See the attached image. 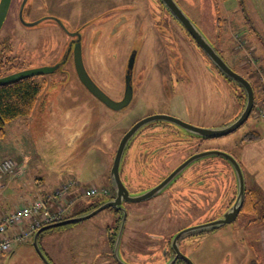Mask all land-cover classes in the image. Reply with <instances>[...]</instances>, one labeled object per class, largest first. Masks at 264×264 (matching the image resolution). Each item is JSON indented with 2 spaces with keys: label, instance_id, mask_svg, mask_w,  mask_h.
<instances>
[{
  "label": "rangeland",
  "instance_id": "1",
  "mask_svg": "<svg viewBox=\"0 0 264 264\" xmlns=\"http://www.w3.org/2000/svg\"><path fill=\"white\" fill-rule=\"evenodd\" d=\"M64 1H66L64 4H54V0H43L41 3L45 8L52 7L64 15H69L70 10L81 8V5H87L88 7V2L85 0ZM113 1H118V4L123 3L118 8L119 10L124 9L123 12L126 17H133L136 14L138 25L132 29L128 26L129 24H126L117 36L109 39L108 42H103L101 39L97 49L102 47L103 50H109L110 47L112 51V48L115 47L113 48L114 51H122L123 47L126 46V41L133 42L136 49L140 47L142 52L140 61L142 62H140V69L137 72L141 74L142 80L138 81L137 86H134V92L139 87L136 102H132L123 109L109 111L102 105L98 106L96 100H91L87 95H81L83 88L80 86H78L74 98L73 90L67 88L66 85L63 88L61 83L53 81L45 85L44 93L40 96L29 116L18 117L4 124V134L0 136V158L9 157L15 163H20V165L27 164L29 174L38 177L44 187L55 183L59 177L57 170L61 166L69 168L75 163L79 170L80 187L88 183H96L101 186L95 176L100 172V168L106 159V151L102 150L103 140L110 141V143L113 141L114 145V141L120 136L121 128L128 129L136 120L147 114L168 113L179 116L189 124L197 127L214 128L231 122L240 111V103L243 100L238 101L237 92H235L236 87L232 85L233 83L229 85L224 79L221 77L219 79L217 74L211 73V70L206 68L197 71L195 66L199 67V65L191 56L186 65L187 69H184L190 76L185 75V71L176 73L182 83L176 85L173 77H170L169 81L163 80L159 66L166 65L167 59L170 62L168 63L169 66L172 67L171 59L168 60L170 54H172L170 50L172 41L169 33L161 30V20L147 14L148 6L144 0H110V4ZM176 2L212 44L215 41L219 43L223 59L228 65L250 80L256 89V102L248 119L231 133L206 140L204 144L208 147L230 151L240 157L250 142V140L242 141L243 138L250 130H256L260 136H263L261 139L255 140L256 146L264 147V0H176ZM89 3L92 10L95 11L100 10L95 9V7H99L101 3L105 2L89 0ZM114 8L115 6L108 8L107 12H111ZM152 8L154 12L155 7L152 6ZM146 14L149 17L145 16ZM151 19L154 24L153 27L150 22ZM133 21L136 23V17ZM39 28L42 35L35 33V36L39 38L38 46L34 43V48L30 50L27 48L28 44H25V42L24 45L22 44V38L12 37L10 40L13 49L11 54L15 56L18 65H21L22 60L30 59L32 64L37 66L40 62L39 59L42 58L34 56L31 59V51L43 52L42 49L46 47V44L48 42L49 45L51 44V41L45 35L48 33L47 31L44 32L45 27L41 26ZM114 29L115 26H112L110 32ZM1 34H4V31ZM173 40L178 47L183 43L189 44V41H186L177 26L173 29ZM24 47H26V51ZM101 53L99 52V54ZM106 56L104 55V62H96L93 65L95 71L91 74L97 83L99 81L100 87L106 93H112L114 97H118L116 92L100 84L101 82L104 83L105 75L101 68L105 67L103 66L105 61L111 62V59H105ZM158 57L161 58L158 59L157 63H150ZM145 61L148 64H145ZM123 62L124 58L118 57L116 65L120 63L122 67ZM107 66L108 68H105V71H107L110 81L113 83H111V88L113 86L114 89L117 87V82H119L116 71L120 70L121 67L117 69L118 66L115 65L109 66L107 64ZM111 67H115L112 73L110 72ZM162 70L165 72V69ZM134 80L136 82V70ZM166 149V147L163 148L162 154L165 153ZM192 150L191 147L188 152ZM177 151L179 152L180 149L178 148ZM177 151L176 149L173 151L172 163L178 154ZM138 153H136L135 135L124 152L120 166L122 179L126 181L125 176L129 177L127 181L132 187V193H140L147 189L145 188L147 183L152 181L147 178H153L161 173L158 166H155V159L149 160V163L146 164L148 158L143 157L142 154L139 157ZM19 158H22V161H19ZM201 162H206V165H204L206 168L216 169L212 179H217L215 189H220V192L215 201L220 199V206L223 207L232 192V181H230L232 170L226 160L220 156H211L201 160ZM141 169L143 175H139ZM170 185L169 188L176 187V184ZM180 188L183 189V187ZM187 188L184 189L185 192ZM252 196L255 201V195L252 194ZM77 197H81L79 203L86 199L85 196L73 198ZM86 200H89V198ZM164 200L165 198L160 197L156 205L149 204L127 210L128 218L126 219L121 250L124 249L123 240L125 235L129 232L130 226L136 223L135 211L136 215L140 216L138 218H141L143 211L148 212L150 210L155 214L157 212L156 217L145 220L146 222L136 223V227L139 228L151 226L150 228H153L152 232L157 236H160V233L170 234L177 227L184 225V222L176 223L172 222L173 218H167L168 206H166ZM192 200L198 201L196 197L189 198V202L192 203ZM16 201H13V203ZM6 202L4 201L3 205ZM202 202L205 203L206 208L212 204V202L206 200H202ZM11 204L9 201L8 205ZM170 209H172L171 206ZM255 210L257 212L254 216L264 213L261 204L258 208L255 204L253 212ZM246 215L240 212L234 222L231 223L232 225H228L226 231L223 230V233L217 234L215 238L206 241L203 244L204 249L200 250L202 257L215 261V264H263L260 256L262 250L257 241V234H255V231L249 234L248 229L241 228L242 223L247 219ZM248 216L253 217V215ZM113 221L114 217L107 210H102L89 219L45 232L42 234L40 244L53 262L58 264H111V258L104 257L102 253L107 252L109 254L111 251L107 242L109 233L112 231ZM255 228L256 226L252 227L253 230ZM217 237L220 239H217ZM30 243L31 237L25 243L18 244L14 251L0 252V264H43ZM141 254L140 257L145 256L143 255L144 252H141ZM107 261L108 263H106ZM136 261L138 262V260Z\"/></svg>",
  "mask_w": 264,
  "mask_h": 264
},
{
  "label": "flooded vegetation",
  "instance_id": "2",
  "mask_svg": "<svg viewBox=\"0 0 264 264\" xmlns=\"http://www.w3.org/2000/svg\"><path fill=\"white\" fill-rule=\"evenodd\" d=\"M43 0H10L7 15L5 17L4 23L0 30V41H4L11 50L10 40L12 37H20L17 39L22 40V44H28V50L34 48V43L38 46V40L35 36V33L42 35L40 32L41 26H44V32L47 31L46 37L49 42L46 44V47L43 52H32L31 59L36 56L40 62L38 65L35 66L32 64V60L26 59L22 60L21 65L19 64L18 70L23 69H30V68H38V67H47L52 70L51 72L43 73L40 75H35V79L37 82L41 83L43 90L40 96L45 91V85L48 82H59L61 83L62 87L73 90L74 98L76 97V90L78 86L83 88V91L86 92V95L91 98V100H96L95 102L98 106H104L107 110H112L95 98L89 91L86 90L84 85L81 83L78 70L81 68L85 71V73L90 77V79L100 88L99 81L98 83L93 79L91 72L95 71L94 66L96 62H104V55L106 56L105 59L110 60L105 61V67H102V71L104 75V83L101 82L100 84L104 85L109 90H112L117 93L118 97H114V94L106 93L114 100H120L125 95L128 97L129 93L131 94V98L129 103L125 106H129L132 102H136L138 98V89L134 92V86H137L138 81H141L142 76L137 72L139 68L140 57L142 52L140 51V47L137 49L135 48L136 45L131 41H126V46L123 47L122 51H114L113 47L112 51L110 50H103L102 47L98 48L99 42L101 39L107 41L112 39L113 37L117 36V34L121 31V28L124 27L126 24H129V27L135 28L137 23V16L136 14L132 17H126L123 10H119L118 6L123 5V3L118 4V1H113L110 4V0H101L99 7H95V9L100 10H92L90 7L89 0H85L88 2L87 5H81V8L76 10H70L69 15L60 14L56 9L49 7L45 8L41 3ZM147 7V14L149 16H155L159 20H161V30L165 33H169L172 41V47L170 50L172 51L168 58L171 59V66H169L166 59V65L160 67L161 78L163 80L169 81V78L173 77L175 79V84L179 85L182 83V80L178 78L176 73L178 71H185L187 69L186 65L188 64V59L191 56L199 65L195 66L197 71L201 69L211 70V73L217 74L219 79H224V81L229 83H233L222 72L219 68L212 63L208 57L205 55L203 50L196 44V42L192 39V37L187 33V31L176 21L172 18L170 13L163 7L162 3L159 0H144ZM64 0H54L55 3L64 4ZM117 3V4H115ZM41 4V5H40ZM39 5L37 8L36 6ZM115 8L111 12H107L108 8L114 7ZM153 7H155V11L153 12ZM84 7V8H83ZM87 7V8H86ZM56 10V11H55ZM145 16H148V15ZM148 16V17H149ZM136 17V23L133 21ZM150 21V20H149ZM152 27L154 26L152 19H151ZM123 23V24H122ZM44 24V25H42ZM160 24V23H157ZM156 24V25H157ZM165 24V25H163ZM119 25V26H118ZM112 26H115V29L110 32ZM177 26L180 29L182 35L185 37L186 41H189V44L183 43L179 47L176 46L173 40V29ZM131 29V30H132ZM4 31V34H1ZM159 37V35H157ZM44 40V39H42ZM22 45V48H23ZM214 49L218 52V54L222 57V50L216 41L213 43ZM26 51V47H24ZM102 50V51H101ZM110 51V52H109ZM99 52H102L99 54ZM187 56H186V54ZM185 54V57H184ZM99 55H101L99 57ZM95 58H94V57ZM118 57H123L124 62L123 66L121 67L120 63L116 65ZM161 57H158L155 61L150 63L158 62ZM225 60V59H224ZM139 61V62H138ZM144 61V60H143ZM113 62V63H112ZM112 63V64H111ZM227 63V62H226ZM107 64L118 66L116 67L120 70L116 71L118 73V84L117 87L113 89L111 88L110 77L108 76L107 71L105 68H108ZM145 64H148L145 61ZM228 64V63H227ZM93 66V67H92ZM146 68V67H142ZM115 67H111L110 72L114 71ZM165 69V72L162 70ZM233 69V68H232ZM16 70V71H18ZM136 70V82L134 80V72ZM234 70V69H233ZM105 71V72H104ZM173 71V72H172ZM14 72V71H11ZM10 72V73H11ZM121 72V74H120ZM52 73L51 75H47ZM185 75L190 76V74L185 71ZM221 77V78H220ZM177 78V79H176ZM75 82V83H73ZM78 83V84H77ZM113 84V83H112ZM235 88V92H237V96H240V99L244 101V93H240L239 88L233 83ZM60 89L59 87H57ZM66 90V89H64ZM68 90V89H67ZM237 90V91H236ZM110 92V91H109ZM39 96V98H40ZM242 96V97H241ZM73 98V99H74ZM238 98V97H237ZM238 99V101L240 100ZM39 100V99H38ZM243 102L240 103V107H242ZM123 107V108H125ZM122 108V109H123ZM241 109V108H240ZM155 115H168L174 118L181 119L179 116L171 115V114H147L134 123H138L142 120H146L151 118ZM183 120V119H181ZM185 121V120H183ZM133 123V124H134ZM131 124L128 129L133 125ZM180 126L175 124L174 122L168 119H149L146 122H142V124L136 129V131L132 134L130 139L128 140L125 150L128 147L130 141L136 135V153L138 156H142L148 158L146 164L149 163V160L155 159V166H158V169L161 173L157 174L153 178H147L152 180L151 182L147 183L145 188H151L162 180H164L173 170L178 168L180 165L184 164V162L188 161L189 158H192L190 162H188L181 170V172L173 179L171 182L173 185L176 184L174 187L172 184V188H166L163 192L158 195H155L149 199L142 200V201H122L118 207H107L103 210H107L111 216L114 217V224L112 226V231L109 233L108 236V244L110 246V253L108 254L111 258V264H119L116 260H114L113 256V246L114 241L116 238V234L118 231L119 221L121 218V210L119 209L120 206H124L126 209V219L128 218V211L129 209L144 207L149 204L156 205L159 201L160 197L165 198L164 203L168 206L167 209V218H173L172 222H184V225L181 227H177V229L173 230L170 234H161L157 236L152 232L153 228H139L136 227V223L138 222H146L145 220H150L153 217H156L155 213L152 211L144 212L141 218L139 215H136V211L134 212L135 216L137 217L136 223H133V226L130 227L129 232L125 235L123 240L124 249H122V238L124 236V231L126 226L124 225L123 234L121 237L120 243V250L122 257L125 261L131 264H215V261H211L209 259H205L202 257L200 250L204 249L203 244L206 241L215 238L217 234L223 233V230L226 231L228 229V225L231 223L224 224L218 228H211L205 229L202 228V225L205 222L215 220L221 217L224 211L232 205L236 197V183L233 173L230 176V181H232L231 185V196L226 202V204L221 207L220 206V199L215 201L219 197V190H216L215 187L217 186L216 182L217 179H212V176L215 173L214 168H206V162H201L211 156H204L202 155L204 152L211 151V150H222L220 148H212L205 145L204 142L209 139L213 138H205L200 137L194 134H190L185 130H181ZM126 129L115 143V151L113 152L112 161L118 146V143L125 132L128 130ZM219 138V137H215ZM167 148L165 153L162 154L163 148ZM192 147V151L188 152ZM180 149L178 152L177 149ZM176 149L178 154L175 156L174 162L173 161V151ZM124 150V152H125ZM184 151L185 153H183ZM176 152V153H177ZM227 152V151H225ZM231 155L235 157L233 153L228 151ZM142 154V155H140ZM162 154V156H161ZM124 155V153H123ZM145 155V156H144ZM179 156H181L179 158ZM157 157H159L157 159ZM213 157V156H212ZM123 156L121 158L122 162ZM138 159V157H137ZM169 161V162H168ZM176 161V162H175ZM120 162V166H121ZM160 162V163H159ZM158 164V165H157ZM120 166H119V173H120ZM202 166V167H201ZM145 171L146 169L143 168ZM110 172V171H109ZM132 172V171H131ZM136 174V173H135ZM134 174V175H135ZM143 175L142 169L140 170V174ZM109 177V176H108ZM126 181L122 179L120 173V179L127 187L130 193H132L130 185L128 184V176H125ZM140 185V184H137ZM170 185V186H171ZM142 186V185H141ZM115 186L109 185V188L105 195L100 196V194L91 197V201L89 205L83 206L80 213L76 215H80L83 213L90 212L95 208L99 207L100 205L106 203L107 201L113 200L116 197L114 188ZM180 187H183L181 190ZM188 187V188H187ZM142 188V187H139ZM178 188V189H175ZM187 188L185 192L184 189ZM172 189L171 191H168ZM205 190V191H204ZM190 197H196L197 200H192V203L189 202ZM200 200V201H199ZM202 200H206L208 202H212L208 208H206L205 203ZM170 206L172 209H170ZM128 210V211H127ZM102 211V210H101ZM99 211V212H101ZM241 212V210H240ZM239 212V213H240ZM97 214V213H96ZM74 215V216H76ZM233 223V222H232ZM126 224V221H125ZM232 225V224H231ZM222 231V232H220ZM241 234L243 232H240ZM217 239H220L217 237ZM141 252H144L143 255L140 257ZM258 256V255H256ZM140 258V259H137ZM138 260V262L136 261ZM259 260V259H258ZM263 260V259H261ZM264 264V260L261 261ZM108 263V261H107ZM256 264V263H255Z\"/></svg>",
  "mask_w": 264,
  "mask_h": 264
},
{
  "label": "water",
  "instance_id": "3",
  "mask_svg": "<svg viewBox=\"0 0 264 264\" xmlns=\"http://www.w3.org/2000/svg\"><path fill=\"white\" fill-rule=\"evenodd\" d=\"M159 1L162 3L163 7L170 13V15L187 31V33L192 37V39L196 42V44L203 50V52L208 57V59L219 68L222 74L225 75V77L228 78L230 81H232L237 86L243 89L244 92L243 105L237 116L231 122L214 128L197 127L192 124H189L186 121L168 115H155L146 120H142L138 123H134L120 139L109 172L110 183L112 186H115V188L114 187L113 188L116 197L113 200L107 201L106 203L100 205L99 207L95 208L90 212L64 218L62 220L50 224H45L40 228H38L36 231H34V233L32 234V245L35 251L37 252V254L39 255V257L42 259V261L45 264H51V262L47 259V257L45 256V254L43 253L40 247L39 236L41 233L49 229L58 228L69 224H75L80 221L89 219L92 216H94L96 213L107 207H113V208L118 207V205H120L122 201H130V202L142 201L149 199L155 195H158L171 184L173 179L181 172L182 168L192 160V158H189L188 161L184 162V164L180 165L178 168L173 170L164 180H162L157 185L145 189L140 193H130L127 187L120 179L119 166L128 140L130 139L132 134L136 131V129L142 124V122H146L149 119H168L174 122L175 124L179 125L182 129H184L186 132L190 134H194L205 138H215L229 134L235 129H237L248 119V117L252 112L254 106V90L250 81L241 74H239L238 72H236L235 70H233L226 63V61L214 49V45L209 41V39L206 37V35H204V33L199 29V27L190 19V17L180 7V5L176 2V0H159ZM9 3L10 0H0V30L7 15ZM49 71L52 70H50V68L47 67L18 70L4 76H0V84L11 82L24 77L40 75L43 73H47ZM78 76L81 83L86 88V90L89 91L95 98H97L99 101H101L110 109L120 110L129 103L131 98L130 93L128 97L125 95V97L123 96L120 100H114L111 97H109L102 89H100L90 79V77L85 73V71L82 68L78 70ZM202 155L220 156L224 158L228 163V165L230 166L235 178L236 197L232 205L229 206L224 211L221 217L215 220L205 222L202 225H200L202 228L205 229L218 228L224 224L234 222V220L236 219L237 215L239 214L242 208L244 195H245L244 175L238 160L228 152L222 150H211L204 152ZM119 209L121 210V218L119 221L118 231L114 241L113 256L119 264H131L122 258L119 249L120 241L126 221L125 207L121 205Z\"/></svg>",
  "mask_w": 264,
  "mask_h": 264
},
{
  "label": "crops",
  "instance_id": "4",
  "mask_svg": "<svg viewBox=\"0 0 264 264\" xmlns=\"http://www.w3.org/2000/svg\"><path fill=\"white\" fill-rule=\"evenodd\" d=\"M81 95L85 96L86 92L82 91ZM124 129H125L124 127L121 128L120 136L125 131ZM120 136H118L117 140L114 141L115 143L118 141ZM261 137L263 136L261 135L258 139L250 140L246 148L243 150V154L240 155V157L239 155L234 154L235 158L238 160L242 168V171H243L245 191H249L251 192V194L255 195L256 208L259 207V204H261V206L263 205V208H264V147L256 146V141L261 139ZM110 139L112 138L110 137ZM115 143L113 145V141L112 143H110V141L108 142L106 140H103L102 150L106 151L105 153L106 159L103 162L102 167L100 168V172L95 176V179L98 180V184L101 183V186H98L96 183L89 184L87 182L88 183L87 185L83 184V186L80 187L81 185L80 180H79L80 175H78L79 170L77 169L76 163L72 164L71 167L69 168L59 166L60 168L57 170V172L59 173V177L57 178L55 183H51L48 187H44L42 181L38 177L29 174L27 164L24 163L23 165H20V163H15L14 173L3 174V175L0 174V219H2L3 216H5L8 212H11L12 210L19 208L25 204H28V202L34 199L43 198L48 193H51L59 186L65 183H68V182H72V181L76 182V184H74L69 189V192L67 196L65 197V201L68 200V202L64 203V205L66 204L64 216L68 218V217H71V216H74L80 213L83 206L89 205L90 204L89 202L91 200L90 199L86 200L88 199L86 198L85 201L79 203L81 197H77V198H73V197L84 196L82 191L88 187H94L97 190H101V189L108 190L109 185L110 187L112 186L108 176H109L110 168L112 166V156H113L112 154L115 151ZM99 148H100V145H99ZM5 158H9V157H1L0 159L2 161ZM19 161H22V158H19ZM134 166L135 164L133 165V167ZM100 196H103V195H100ZM4 201H7V202L4 203L3 205ZM9 201L12 203L11 205H8ZM13 201H16L17 203L16 202L13 203ZM60 203L62 204V201L56 200L52 208L56 207V205H60ZM256 212L257 211L255 210V212L249 213L246 215L247 219L245 222L242 223L241 228L245 227L246 229H248L249 234H252L251 232L255 231V234H257L256 236H258L257 241L259 242L261 250H262V253L260 254V256L264 260V220L260 219V217H264V213L261 215L254 216ZM248 215H253V217H250ZM253 226H256L255 230L252 229ZM24 227H26V222L24 223ZM59 228L60 227L53 228V229H59ZM53 229H49L47 231H51ZM47 231H44L43 233L40 234L39 244L43 237L42 234H44ZM10 234L11 232L7 231V233H5L4 235L9 236ZM1 236L2 235L0 234V237ZM29 237H31L30 245L33 247L32 234ZM29 237H27L25 240L19 243L14 244L12 250L14 251L15 248L18 246V244L25 243ZM40 247L43 253L45 254V256L47 257V259L51 262V264H58V263L53 262V260L47 255V253L44 251L41 244H40ZM120 247L121 246H119V249ZM12 250L7 251V252H11ZM35 253L37 254L36 251ZM102 254H104V257L106 258L109 257L107 252L102 253ZM37 256L39 257L38 254ZM40 260L42 261L41 258ZM42 263L45 264L43 261Z\"/></svg>",
  "mask_w": 264,
  "mask_h": 264
},
{
  "label": "built area",
  "instance_id": "5",
  "mask_svg": "<svg viewBox=\"0 0 264 264\" xmlns=\"http://www.w3.org/2000/svg\"><path fill=\"white\" fill-rule=\"evenodd\" d=\"M15 172V162L6 158L0 162V174H12ZM76 182L65 183L56 188L51 193H48L43 198L34 199L28 204L8 212L0 219V252L12 250L14 244L19 243L29 237L33 232L42 225L59 221L63 217L66 209L65 197L69 189ZM107 190H97L94 187H88L82 191L84 196L91 197L98 193L106 194ZM62 201V204L53 207L54 202ZM26 222V227L24 223ZM14 230V231H13ZM7 231L11 232L9 236L4 235Z\"/></svg>",
  "mask_w": 264,
  "mask_h": 264
},
{
  "label": "trees",
  "instance_id": "6",
  "mask_svg": "<svg viewBox=\"0 0 264 264\" xmlns=\"http://www.w3.org/2000/svg\"><path fill=\"white\" fill-rule=\"evenodd\" d=\"M11 53L12 50L9 46L4 41H0V76L7 75L11 71L15 72L19 69L15 56ZM34 77L35 76L24 77L0 84V136L4 134L3 127L5 123L18 117L29 116L34 110L43 90L41 83L37 82ZM251 85L254 90L255 105L256 89L253 83H251ZM237 87L239 91L244 93L241 87ZM237 97L240 99L239 95ZM259 137L260 134L258 131L250 130L242 141L254 140ZM254 209L255 201L253 200V196L249 191H245L241 212L246 215L252 213ZM260 219L264 220V217H260Z\"/></svg>",
  "mask_w": 264,
  "mask_h": 264
}]
</instances>
